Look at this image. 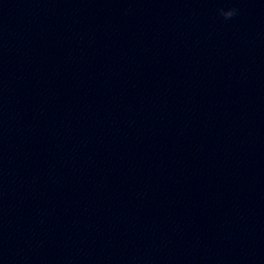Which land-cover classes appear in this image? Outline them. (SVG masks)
Listing matches in <instances>:
<instances>
[{
    "label": "water",
    "instance_id": "1",
    "mask_svg": "<svg viewBox=\"0 0 264 264\" xmlns=\"http://www.w3.org/2000/svg\"><path fill=\"white\" fill-rule=\"evenodd\" d=\"M0 68L151 264H264V0H0Z\"/></svg>",
    "mask_w": 264,
    "mask_h": 264
},
{
    "label": "clouds",
    "instance_id": "2",
    "mask_svg": "<svg viewBox=\"0 0 264 264\" xmlns=\"http://www.w3.org/2000/svg\"><path fill=\"white\" fill-rule=\"evenodd\" d=\"M217 11L218 14L223 17L224 20H230L237 14L238 10L236 8H220Z\"/></svg>",
    "mask_w": 264,
    "mask_h": 264
}]
</instances>
